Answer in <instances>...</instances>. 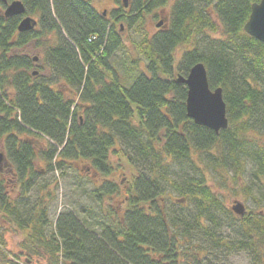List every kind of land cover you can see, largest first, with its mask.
<instances>
[{
  "label": "trees",
  "instance_id": "16d2710c",
  "mask_svg": "<svg viewBox=\"0 0 264 264\" xmlns=\"http://www.w3.org/2000/svg\"><path fill=\"white\" fill-rule=\"evenodd\" d=\"M21 1L25 13L7 17L0 0V150L9 162L0 219L21 231L23 248L48 264H215L222 248L264 264V204L238 216L210 180L225 173L249 190L252 167L264 183V141L254 135L264 134V42L244 30L260 0H176L152 35L146 16L171 0H115L110 18L93 0ZM24 16L37 20L33 30H18ZM133 26L137 55L118 69L111 57L126 49L122 27ZM197 62L223 89L229 125L220 132L187 115L177 78ZM78 164L96 178L97 209H65L52 223L44 199L25 203L39 180ZM8 254L0 231V264H22Z\"/></svg>",
  "mask_w": 264,
  "mask_h": 264
},
{
  "label": "rangeland",
  "instance_id": "374dc122",
  "mask_svg": "<svg viewBox=\"0 0 264 264\" xmlns=\"http://www.w3.org/2000/svg\"><path fill=\"white\" fill-rule=\"evenodd\" d=\"M174 1L176 0H171L164 9L161 8L146 16L144 26L150 35L154 34L159 29L156 26L159 19H163L165 22L169 21L172 8L171 3L173 4ZM120 2L123 1L121 0ZM131 2L132 0H128L129 4ZM93 3L101 13H105V16H108L109 18L111 17L112 11L116 7H120L119 3L115 0H93ZM212 16L214 19H217L214 14H212ZM139 32L140 31H135L134 26L130 28L122 27L121 33L123 35L126 49L118 50L117 53L111 57V62L114 60L116 61V68L119 69L118 63L120 61L124 64L127 55L132 54L136 57L137 51L134 42L140 40L142 37V34ZM184 49L185 47L182 46L178 48V58L182 56ZM27 50L32 56L38 58L41 56L40 49L35 48L33 45H29ZM123 64L120 67V73H123ZM254 135L264 141V134L261 135L259 133H254ZM0 152L4 151L0 150ZM80 167L81 165L78 164L76 167L78 169L77 171L75 168H65L64 175L60 174V172L49 173L45 176L46 178L39 180L37 185L31 191L29 198L25 200V203L28 202L29 204L34 205L39 199H44L47 203L46 205H48L49 218L52 223L56 221L58 214L65 209H75L78 212L82 211V208L88 206L97 209L98 202L95 200L96 197L94 194L96 178L91 174L85 175L86 173H80ZM250 168L251 171L248 170L243 177V183L244 185L247 184L249 186V190L247 187L240 188L230 177L231 175L228 176L225 173L218 177V173L214 172V176L210 179L214 189L222 196L225 204L231 210L236 200L242 201L246 205L248 211L249 208L255 209L258 204H264L262 194L264 191V183L255 182L251 179L252 167ZM4 171L7 175V179H10L11 173L9 172V168H6ZM78 172L81 175H79ZM44 182H47V185L45 188L41 189L39 183L43 184ZM13 188L14 187L10 185V194L17 197L19 195V189L16 187L13 191ZM48 192L51 193V197L47 195ZM79 215L83 216L84 213L79 212ZM0 231L4 233V238L7 242V250L9 251L8 257L10 259L14 258L22 264H48L47 257L44 256L45 253L43 251L40 250L38 254L31 255L27 252L29 248H23L22 242L24 241V236L14 223L9 221V218H5L4 220L0 219ZM223 233L225 236L233 237L231 228H225ZM15 253L20 256L19 259L14 255ZM212 258L215 264H253L247 252L226 250V248L216 250L213 253Z\"/></svg>",
  "mask_w": 264,
  "mask_h": 264
},
{
  "label": "water",
  "instance_id": "95a60500",
  "mask_svg": "<svg viewBox=\"0 0 264 264\" xmlns=\"http://www.w3.org/2000/svg\"><path fill=\"white\" fill-rule=\"evenodd\" d=\"M5 2V16L11 17L25 13V5L21 0H1ZM125 6H128L124 0ZM163 20L156 26L161 27ZM37 25V20L31 16H25L19 23L20 32L33 30ZM244 30L250 36L264 42V0L256 1L251 6L249 19L244 25ZM177 81L187 86L186 110L188 117L192 118L198 125L208 127L216 132L226 129L229 125L227 117V104L224 101L222 87L211 88L208 78V71L203 62H197L188 72L187 76L178 75ZM9 165L4 152H0V169ZM233 211L244 216L246 206L241 201H235L232 206Z\"/></svg>",
  "mask_w": 264,
  "mask_h": 264
},
{
  "label": "flooded vegetation",
  "instance_id": "af4514ba",
  "mask_svg": "<svg viewBox=\"0 0 264 264\" xmlns=\"http://www.w3.org/2000/svg\"><path fill=\"white\" fill-rule=\"evenodd\" d=\"M212 9H213V8H211V10H212ZM164 23H165V20H164ZM162 27L165 28V27H166V24H164Z\"/></svg>",
  "mask_w": 264,
  "mask_h": 264
}]
</instances>
